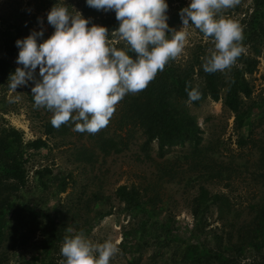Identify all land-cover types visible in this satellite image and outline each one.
<instances>
[{"label": "rangeland", "instance_id": "rangeland-1", "mask_svg": "<svg viewBox=\"0 0 264 264\" xmlns=\"http://www.w3.org/2000/svg\"><path fill=\"white\" fill-rule=\"evenodd\" d=\"M63 2L0 0V57L4 56L3 31L18 33L22 39L42 28L44 34L39 40L46 39L54 31L46 14L55 3ZM84 2L65 0L69 11L77 10L97 21V17L84 15ZM188 3L189 0L168 3L169 16L179 13L180 7ZM253 12L254 0H239L236 6L222 12L242 26L244 51L230 68L217 71L220 96L225 93L233 67L242 66L244 59L254 63L252 70L245 73L251 92L244 100L251 107V114L242 128L234 127L232 112L222 105L221 98L213 100L203 92V64L215 50L211 37L189 25L183 52L168 62L180 71L189 70L190 91L195 88L200 92L199 99H187L181 104L200 127L201 143L196 156L192 155L189 143L163 149H159L156 140L145 143L141 128L125 120L122 107L125 97L139 92L127 94L116 105L109 124L95 134L75 132L71 123L53 127L47 133L44 123L51 120L52 113L34 106L31 92L34 81L18 86L16 92L10 90L8 80L1 84L0 131L8 127L20 131V144L26 150V176L16 189L0 185V209L5 203L3 211L7 214L0 243V264H26L38 252L51 219L65 222L69 235L83 232L94 242L111 239L119 246L123 231L137 219L123 209V203L115 196L116 188L122 184L135 186L150 201L154 213L172 216L173 229L181 239H187L193 224L188 202L198 193L200 185L210 192L229 195L238 213L246 215L248 204L264 196V38L261 29L249 30ZM181 27L180 20L170 28ZM17 55L18 49L8 57L15 67L21 66L16 62ZM38 138L45 143L39 148L28 146ZM112 140L116 143L114 147ZM3 195L12 197L1 201ZM209 216L211 226L219 224L215 207L210 208ZM141 252V257L130 260L120 249L110 264H173L169 259L164 260L153 245ZM64 259L59 254L57 262L62 264Z\"/></svg>", "mask_w": 264, "mask_h": 264}, {"label": "clouds", "instance_id": "clouds-1", "mask_svg": "<svg viewBox=\"0 0 264 264\" xmlns=\"http://www.w3.org/2000/svg\"><path fill=\"white\" fill-rule=\"evenodd\" d=\"M85 3L96 10L114 11L119 23L111 32L124 42L123 47L115 46L106 26L90 23L77 10L69 11L65 0L46 14L54 29L51 35L39 40L44 34L41 28L15 41L16 62L21 66L9 74L8 87L16 92L18 86L34 81V106L52 113L50 122L55 128L71 123L73 131L90 134L105 128L127 94L144 90L183 52L189 25L214 40L215 50L203 64L207 73L230 68L244 51L242 26L222 14L239 0H189L179 11V30L167 23V0ZM188 97L197 100L200 92L194 88ZM119 251L118 242H94L83 232L66 235L60 248L65 258L62 264H110Z\"/></svg>", "mask_w": 264, "mask_h": 264}, {"label": "trees", "instance_id": "trees-1", "mask_svg": "<svg viewBox=\"0 0 264 264\" xmlns=\"http://www.w3.org/2000/svg\"><path fill=\"white\" fill-rule=\"evenodd\" d=\"M176 1L181 3L182 0H167V3ZM82 11L85 16L98 18L97 21L91 19L90 23L96 22L109 29L110 39L116 47L124 46V42L111 32L119 23L114 11L102 13V10L91 8L85 2ZM167 14L169 27L181 20L179 13H173L170 17L167 9ZM253 15V24L249 30L261 29L264 38V0H254ZM17 39H21L18 33L9 30L2 33L4 56L0 57V85L6 83L9 74L16 68L8 57L18 49L15 44ZM114 39L117 40L114 42ZM241 63L242 66L231 69L223 96L219 94L218 72L202 71L203 92L213 100L221 98L222 105L232 112L236 129L247 124L251 114V107L244 100L251 92L245 73L252 70L254 63L247 59ZM191 87L192 76L189 70L180 71L167 63L164 70L159 71L138 95L125 97L122 105L125 120L132 125H139L145 135V143L156 140L159 149L189 143L192 155L196 156L201 143L200 127L194 116L181 106L182 101L189 99ZM44 125L47 133L52 131L50 120ZM20 143L21 133L18 129L8 127L0 131V185L5 188L16 189L24 182L26 150ZM44 143L43 139L38 138L29 142L28 146L39 148ZM115 145L112 140L111 146ZM3 196L1 201L12 197ZM115 196L123 203L125 211L137 216L132 226L123 231L118 246L130 260L141 257V250L153 245L164 260L169 259L173 264H264V196L250 202L246 215L242 216L229 195L210 192L200 185L198 193L192 195L188 202L193 224L187 239H181L174 231L172 216L163 217L154 213L150 209V201L135 186L119 185ZM4 206L5 203L0 209V243L7 222ZM211 207L216 208V220L219 223L213 226L209 220ZM66 235H69L67 224L51 219L47 233L39 242L38 252L26 264H36L37 261L42 264H59L57 257L61 254L60 248Z\"/></svg>", "mask_w": 264, "mask_h": 264}]
</instances>
